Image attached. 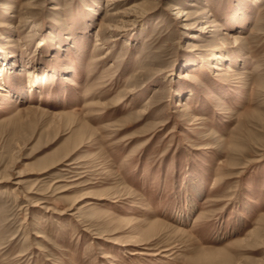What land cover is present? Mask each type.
<instances>
[{"label":"rangeland","instance_id":"obj_1","mask_svg":"<svg viewBox=\"0 0 264 264\" xmlns=\"http://www.w3.org/2000/svg\"><path fill=\"white\" fill-rule=\"evenodd\" d=\"M0 87V264H264V0H0Z\"/></svg>","mask_w":264,"mask_h":264},{"label":"bare ground","instance_id":"obj_2","mask_svg":"<svg viewBox=\"0 0 264 264\" xmlns=\"http://www.w3.org/2000/svg\"><path fill=\"white\" fill-rule=\"evenodd\" d=\"M133 8V7H132ZM174 9H179V8H174ZM134 11V10H133ZM131 13V12H130ZM126 14V13H125ZM128 14V13H127ZM182 14V12H179L178 13V16H177V19H179V18H183L182 16L183 15H181ZM184 15H185V13H184ZM185 20H187L186 18H185ZM185 25V24H184ZM202 31H203V29H202ZM216 57H217V59H218V61L220 62V61H224V57H226V54H224V53H222V54H217L216 55ZM217 68H220V67H217ZM222 68V67H221ZM231 68V67H230ZM31 75H33V71H32V69H29L28 70V76H31ZM186 76H190L189 74H187ZM1 88V87H0ZM2 89V88H1ZM134 253V252H133Z\"/></svg>","mask_w":264,"mask_h":264}]
</instances>
